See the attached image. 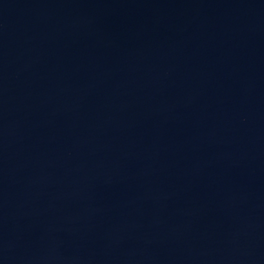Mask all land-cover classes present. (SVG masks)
Here are the masks:
<instances>
[{"label": "water", "instance_id": "1", "mask_svg": "<svg viewBox=\"0 0 264 264\" xmlns=\"http://www.w3.org/2000/svg\"><path fill=\"white\" fill-rule=\"evenodd\" d=\"M0 264H264V0H0Z\"/></svg>", "mask_w": 264, "mask_h": 264}]
</instances>
